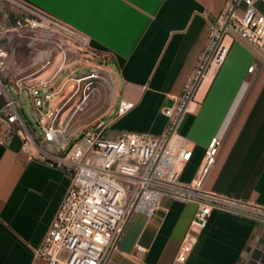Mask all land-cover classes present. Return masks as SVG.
<instances>
[{
	"label": "crops",
	"instance_id": "0c3cea01",
	"mask_svg": "<svg viewBox=\"0 0 264 264\" xmlns=\"http://www.w3.org/2000/svg\"><path fill=\"white\" fill-rule=\"evenodd\" d=\"M23 1L86 34L91 48L107 56L115 95L105 124L116 134L152 135L164 131L162 110L182 94L226 2ZM257 7L264 14L262 0ZM122 102L130 107L117 114ZM177 132L193 146L182 181L198 176L206 147L218 136L223 142L202 187L264 206V54L243 40L231 41L223 63L195 89ZM21 143L17 133L0 141V264H45L34 258V249L70 179L64 169L28 158ZM195 207L163 196L150 216L134 214L111 264H264V220L219 208L210 211L185 259L177 260Z\"/></svg>",
	"mask_w": 264,
	"mask_h": 264
},
{
	"label": "built area",
	"instance_id": "2783aa9c",
	"mask_svg": "<svg viewBox=\"0 0 264 264\" xmlns=\"http://www.w3.org/2000/svg\"><path fill=\"white\" fill-rule=\"evenodd\" d=\"M257 1L226 0L182 94L172 96L173 104L162 110L167 116L162 133L122 131L108 138L102 132L109 124L73 134L67 130L71 116L62 115L77 92L62 91L66 82L86 80L83 102L88 96L85 90L100 77L97 58L105 61L107 56L91 48L86 34L36 6L23 0H0V141L19 134L20 149L28 158L64 169L70 179L34 249L35 259L42 258L45 264H111V254L131 217L150 216L163 196L196 204L177 250L179 261L185 259L214 208L264 220V206L202 187V178L216 159L218 136L207 145L198 176L189 182L180 179L193 146L177 132L195 89L223 63L231 41L243 40L264 54V14ZM14 37L24 40L33 68L15 77L12 84L14 74L7 68ZM254 67L253 63L248 70ZM128 107L130 103H120L117 114Z\"/></svg>",
	"mask_w": 264,
	"mask_h": 264
},
{
	"label": "rangeland",
	"instance_id": "374dc122",
	"mask_svg": "<svg viewBox=\"0 0 264 264\" xmlns=\"http://www.w3.org/2000/svg\"><path fill=\"white\" fill-rule=\"evenodd\" d=\"M5 6V4H4ZM11 53L8 62V73H13L12 84L15 77H22L32 70L33 65L30 61L29 50L25 45L24 40L14 37L11 41ZM103 57L96 60V71L99 78L93 79L90 88L85 90L88 96L80 103L82 92L84 91L85 81H68L63 87L62 91L71 92L77 89V92L62 109V115L71 116L68 127V132L78 133L88 128H96L99 124H104L109 118L111 104L114 99L115 91L113 89V74L108 67L107 62L102 60ZM94 64V63H93ZM89 68V67H88ZM87 68V69H88ZM58 82H56L57 84ZM57 100V99H56ZM80 103L79 107L75 109V105ZM30 107V103L28 102ZM35 125V124H34ZM116 129L112 126L107 127L103 132V137L112 138L116 134ZM223 139L218 147L222 145ZM217 151V154H218Z\"/></svg>",
	"mask_w": 264,
	"mask_h": 264
},
{
	"label": "bare ground",
	"instance_id": "6f19581e",
	"mask_svg": "<svg viewBox=\"0 0 264 264\" xmlns=\"http://www.w3.org/2000/svg\"><path fill=\"white\" fill-rule=\"evenodd\" d=\"M211 73H212V72L209 71V72L205 75L204 79L206 80L207 77H210Z\"/></svg>",
	"mask_w": 264,
	"mask_h": 264
},
{
	"label": "trees",
	"instance_id": "16d2710c",
	"mask_svg": "<svg viewBox=\"0 0 264 264\" xmlns=\"http://www.w3.org/2000/svg\"><path fill=\"white\" fill-rule=\"evenodd\" d=\"M1 102V101H0Z\"/></svg>",
	"mask_w": 264,
	"mask_h": 264
}]
</instances>
